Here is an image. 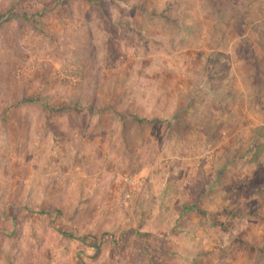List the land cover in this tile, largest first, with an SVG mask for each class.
Returning <instances> with one entry per match:
<instances>
[{"label": "rangeland", "instance_id": "374dc122", "mask_svg": "<svg viewBox=\"0 0 264 264\" xmlns=\"http://www.w3.org/2000/svg\"><path fill=\"white\" fill-rule=\"evenodd\" d=\"M0 264H264V0H0Z\"/></svg>", "mask_w": 264, "mask_h": 264}, {"label": "built area", "instance_id": "2783aa9c", "mask_svg": "<svg viewBox=\"0 0 264 264\" xmlns=\"http://www.w3.org/2000/svg\"><path fill=\"white\" fill-rule=\"evenodd\" d=\"M125 182L133 183L134 181L131 178H125Z\"/></svg>", "mask_w": 264, "mask_h": 264}, {"label": "crops", "instance_id": "0c3cea01", "mask_svg": "<svg viewBox=\"0 0 264 264\" xmlns=\"http://www.w3.org/2000/svg\"><path fill=\"white\" fill-rule=\"evenodd\" d=\"M241 77V76H240Z\"/></svg>", "mask_w": 264, "mask_h": 264}]
</instances>
